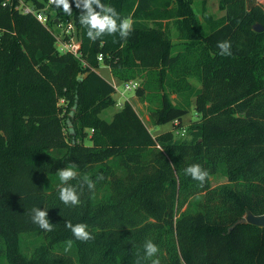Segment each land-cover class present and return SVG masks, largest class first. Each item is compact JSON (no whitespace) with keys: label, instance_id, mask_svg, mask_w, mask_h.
<instances>
[{"label":"trees","instance_id":"1","mask_svg":"<svg viewBox=\"0 0 264 264\" xmlns=\"http://www.w3.org/2000/svg\"><path fill=\"white\" fill-rule=\"evenodd\" d=\"M19 1L0 0V259L151 264L142 259L151 240L160 264H264L263 227L229 232L249 213L264 215V0H220V18L207 14L208 0H101L131 16L133 32L95 42L74 0L71 15L49 0H23L47 24L15 9ZM62 18L75 26L79 56L57 48ZM223 40L231 55L220 54ZM101 66L120 83L141 80L135 94L150 104L152 126L176 123L184 136H155L129 101L102 119L117 101ZM193 101L198 118L183 127ZM197 163L208 172L203 183L185 175ZM70 165L74 186L85 175L96 181L93 191L78 188L77 206L59 199L57 171ZM217 175L227 182L212 186ZM34 207L48 211L52 231L32 222ZM66 221L87 224L94 238L77 240ZM25 237H41L31 255Z\"/></svg>","mask_w":264,"mask_h":264},{"label":"clouds","instance_id":"2","mask_svg":"<svg viewBox=\"0 0 264 264\" xmlns=\"http://www.w3.org/2000/svg\"><path fill=\"white\" fill-rule=\"evenodd\" d=\"M58 7H61L65 14H72V4L69 0H55ZM75 7L81 10L79 16L80 24L87 29V37L95 42L104 35L116 36L120 39H127L133 32V20L131 16L121 18L117 10L111 6L101 2V0H74ZM115 42V41H114ZM221 55H231V42L223 40L217 42ZM75 165L66 166L57 171L60 184L58 185V193L60 201L67 206H77L80 204V195L78 188L82 191L86 186L89 191H93L96 187V181L85 175L78 184L74 186L70 182L78 178V172ZM185 175L190 176L193 180L203 183L208 172L202 168L200 164H192L185 168ZM97 179H103L99 176ZM32 222L44 231H52L54 224L48 219V211L39 207L31 210ZM65 227L70 229L73 236L80 241L87 242L94 237L88 231V225L84 223L73 224L66 221ZM72 240L66 242L65 251L72 248ZM144 257L142 259H150L151 264H160L158 258L152 259L159 252V248L151 240H147L144 244ZM140 264V261H137Z\"/></svg>","mask_w":264,"mask_h":264},{"label":"rangeland","instance_id":"3","mask_svg":"<svg viewBox=\"0 0 264 264\" xmlns=\"http://www.w3.org/2000/svg\"><path fill=\"white\" fill-rule=\"evenodd\" d=\"M219 1L220 0H208L206 3L207 14L213 15L214 18H220L225 14V12L219 8ZM196 8H197L196 14H198L197 18H199V20L201 22H203V26H204L205 30L209 31L211 29V27L209 25H206V23L204 22L203 16H201V14H200L201 3L199 1H197ZM197 11H198V13H197ZM62 21L64 22L63 18H62ZM61 31H62L61 28H59L57 26L53 27V33L56 36L61 34ZM171 34H172L173 43L178 44L180 42V39L178 37L177 31L175 29H171ZM101 72L105 78L111 80V73H110V70L108 68L103 67L101 69ZM136 81L139 84H141V80L137 79ZM188 82L194 86H200L199 81L195 77H190L188 79ZM114 85L117 86V92L114 95V98L117 101V105L112 106V107L104 110L101 113L102 119H104L106 121H111L113 115L121 109V105L125 101H129L133 106L137 107L142 114H145V113L148 114L147 112H148V108H149L150 104L147 102H141L138 97L136 98L135 90H131V91L126 90L124 83H120L118 81H116V83H114ZM171 97L176 100V95H172ZM137 100L141 103V105L138 103ZM197 118L198 117H197V112L195 110V102L193 101V104L189 110V113L183 117V120H182L183 127H186L190 123L196 121ZM145 121H146V124L148 125V128L150 129L151 132H153L154 135H159L163 132H168V131H173L174 134H176V136H180V137L184 136L183 134H185L184 131H180V133H178V130L176 129V127H177L176 123H168V124L161 125V126H152L151 122L149 120H147L146 118H145ZM73 123L75 124V126L77 128L80 127V123L77 120H75ZM226 182H227V178L224 175H217L216 177L212 178V180H211L212 186L222 185V184H225ZM47 241L51 242V238H49ZM40 242H41V237L40 238H35V237H25L24 238V247L30 248L27 250V252L29 253L28 255H31L30 253H31L32 249L35 248L36 246H38L40 244ZM0 264H8V262L5 260V258H1Z\"/></svg>","mask_w":264,"mask_h":264},{"label":"built area","instance_id":"4","mask_svg":"<svg viewBox=\"0 0 264 264\" xmlns=\"http://www.w3.org/2000/svg\"><path fill=\"white\" fill-rule=\"evenodd\" d=\"M9 1V0H7ZM56 4L55 0H49L48 5ZM15 9L22 12L23 14H34L36 15L37 19L43 23L47 24L48 17L42 12H38L34 10L30 5L26 4L22 0L19 1V3L15 6ZM64 23V24H63ZM62 29L61 34L57 36V48L62 53H72L75 56L80 55V48H81V42L78 39L76 35L75 26L72 22H62L58 26ZM67 38V39H65ZM98 60L101 62L102 58L101 56L98 57ZM126 87V90H136L139 86V83L137 81H130L124 84ZM116 92H117V86H115Z\"/></svg>","mask_w":264,"mask_h":264},{"label":"water","instance_id":"5","mask_svg":"<svg viewBox=\"0 0 264 264\" xmlns=\"http://www.w3.org/2000/svg\"><path fill=\"white\" fill-rule=\"evenodd\" d=\"M254 30L257 32H262L263 28L259 25L254 26ZM69 126L71 127V124L69 123ZM252 224L258 227H263L264 228V215L256 216L251 213L247 214L245 217L239 219L236 221L230 228L229 232L232 231L235 227L241 224Z\"/></svg>","mask_w":264,"mask_h":264},{"label":"crops","instance_id":"6","mask_svg":"<svg viewBox=\"0 0 264 264\" xmlns=\"http://www.w3.org/2000/svg\"><path fill=\"white\" fill-rule=\"evenodd\" d=\"M263 0H260V2H262ZM103 67H105V66H101L99 69H98V73L103 77V78H105L104 77V75L102 74V72H101V69L103 68ZM106 68H108V67H106ZM109 69V68H108ZM110 70V69H109ZM110 73H111V70H110ZM109 83H111V84H113V86H114V83H116V79L112 76V73H111V80H109V79H107V78H105ZM198 88L199 87H201V86H197ZM137 98V97H136ZM138 101V100H137ZM61 103H63L62 101H60L59 103H58V106H60L61 105ZM138 103L141 105V103L138 101ZM134 108H135V110H136V112L138 113V115L140 116V118L143 120V122L146 124V121H145V118L147 119V120H149L150 121V118H149V115L148 114H142L140 111H139V109L137 108V107H135L134 106ZM148 113V112H147ZM145 117V118H144ZM112 120V119H111ZM146 126L148 127V125L146 124ZM150 130V129H149ZM153 133V132H152ZM156 136V135H155Z\"/></svg>","mask_w":264,"mask_h":264}]
</instances>
